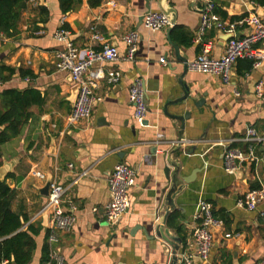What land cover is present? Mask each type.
Masks as SVG:
<instances>
[{
    "label": "crops",
    "instance_id": "crops-1",
    "mask_svg": "<svg viewBox=\"0 0 264 264\" xmlns=\"http://www.w3.org/2000/svg\"><path fill=\"white\" fill-rule=\"evenodd\" d=\"M89 1L80 0L74 10L62 14L58 0H26L15 36L0 35V67L6 69L2 76H10L0 85V93L32 89L39 96L21 133L0 150V181L14 192L10 209L26 218L21 229L29 225L39 230L28 264L44 261L50 213L45 210L43 190L48 179L64 188L63 207L69 203L75 207V225L60 235L55 246L64 264H170L174 246L183 250L191 240L200 201L211 204L223 227L213 231L209 258L192 264L264 260V224L258 215L264 212V202L255 212L236 204L246 192L264 185V143L255 144L257 161L243 163L236 175L223 169L225 150L232 144L244 145L247 129L264 139V105L255 94L259 82L264 86V61L254 68L251 59H239L231 86L217 76L192 73L185 65L206 43H210V56L219 58L230 38L215 29L199 36L205 6L212 3L224 22L257 12L264 20V8L251 0H112L114 7L107 5L110 0H93L99 1L93 5ZM40 7L47 15L40 13ZM148 11L171 13L174 26L147 31L141 18ZM92 24L105 42L116 47L119 59L89 70H117L121 77L111 86L99 81L95 93L101 101L94 104L91 117L69 126L66 117L77 90L66 72L55 69V52L63 46L53 35L63 25L77 49L97 50L99 44L90 41ZM130 31L139 34V45L134 60L127 61L122 37ZM248 32L238 29L235 36ZM255 49L258 55L264 53L260 44ZM160 58L167 64H161ZM21 71H28L29 77L22 78ZM138 77L146 90L147 127L135 123L128 101V89ZM117 164L134 170V185L128 191V212L117 224L107 225L102 220L109 201L107 180ZM175 170L184 183L173 198L172 215L183 234L164 228L168 244L155 230L160 213L166 210ZM32 171L45 178H36Z\"/></svg>",
    "mask_w": 264,
    "mask_h": 264
},
{
    "label": "built area",
    "instance_id": "built-area-1",
    "mask_svg": "<svg viewBox=\"0 0 264 264\" xmlns=\"http://www.w3.org/2000/svg\"><path fill=\"white\" fill-rule=\"evenodd\" d=\"M109 7H114L115 3L107 2ZM143 27L149 32L164 31L172 28L169 17L162 12L148 11L141 18ZM247 28L248 33L243 36H235L238 29ZM215 29L228 33L231 37L227 40L223 54L219 58L210 56V43H206L197 57L189 61L186 69L192 73L217 76L222 83L231 86L233 69L239 59L248 58L253 61V67L257 68L264 61V53L258 55L255 49L257 44L264 47V20L255 13L243 17L234 22H224L214 13V5H207L201 14V26L199 36L201 37L207 30ZM90 41L99 44V49L91 48L79 50L72 41L70 31L63 25L54 32V40L61 44L63 48L55 52V69L66 72L72 80L74 86L78 87L76 99L70 114L66 117L69 126H77L89 120L95 103L101 101V96L96 95L99 81L104 80L107 85H116L121 77L117 70L104 72L102 69L89 70L95 62L113 63L119 59L116 47L103 40L97 26L90 27ZM126 46L125 60L132 61L138 50L139 34L130 31L122 37ZM199 42V40H198ZM161 64H167L164 58H160ZM29 81V79H25ZM2 84L0 78V85ZM235 96H239L237 90L233 91ZM255 94L260 103L264 105V86L259 82L255 87ZM128 101L133 107V118L139 127H147V105L146 90L142 78L134 80L128 89ZM244 141L249 144L246 151L239 148H227L223 154V169L229 175H236L243 163L257 161L255 144L264 143V139L258 137L254 129L249 128L245 132ZM232 141L230 142V144ZM228 144V145H230ZM71 168V165L69 166ZM31 174L39 179H44V175L32 171ZM135 172L132 168L117 164L111 171L108 180L109 201L103 208L102 220L107 225H115L128 212L130 202L128 191L134 185ZM65 190L62 186L52 181L47 193L46 209L50 213V225L47 232V259L42 264H64V258L55 248L59 243L60 235L71 232L76 223V216L73 214L74 206L69 203L66 209L63 207V195ZM264 202V185L260 188L249 190L236 202L237 206L255 212ZM96 211V210H94ZM258 215L264 224V212L259 211ZM195 225L191 229V240L186 243L184 249L180 250L179 264H192L198 259L206 261L209 258L213 244V231L222 229V220L213 214L210 203L200 201L195 215ZM230 238V234L225 235ZM192 247V250H188ZM0 264H11L8 259H4ZM256 264H264V260Z\"/></svg>",
    "mask_w": 264,
    "mask_h": 264
},
{
    "label": "trees",
    "instance_id": "trees-1",
    "mask_svg": "<svg viewBox=\"0 0 264 264\" xmlns=\"http://www.w3.org/2000/svg\"><path fill=\"white\" fill-rule=\"evenodd\" d=\"M25 2L26 0H0V35L5 37L15 36L22 10L25 8ZM251 2L264 8V0H251ZM58 3L62 14H67L81 2L80 0H58ZM95 3H99V1H89L90 5ZM39 11L45 15L48 13L44 7H40ZM214 13L219 16L223 15L218 9H215ZM242 18H231V21H238ZM4 70L6 69L0 67L2 82L10 77L2 76ZM7 71L10 75L13 74L12 70L7 69ZM20 73L22 78L30 75L28 71H21ZM37 103H39L38 93L32 89L24 91L8 89L0 93V150L3 144L21 133V129L30 118V107ZM248 145L238 143L232 144L231 147L246 151ZM13 197L14 192L8 188L5 181H0V262L8 259L11 264H28L35 249L34 237L38 235L39 230L29 225L21 229L26 222V218L21 219L19 215L11 211L10 203ZM167 227L177 234H183L181 226L176 223L172 214L168 218ZM44 250L43 260L45 261L48 246Z\"/></svg>",
    "mask_w": 264,
    "mask_h": 264
},
{
    "label": "water",
    "instance_id": "water-1",
    "mask_svg": "<svg viewBox=\"0 0 264 264\" xmlns=\"http://www.w3.org/2000/svg\"><path fill=\"white\" fill-rule=\"evenodd\" d=\"M205 7H204V10H205ZM253 9L254 8H251V10H253ZM204 10H202V12H204ZM259 11H261V9H259ZM167 15L169 17V20H170L171 24L174 26L175 18L171 15V13H167ZM257 15L260 16L262 14L257 12ZM230 37H231V35H230ZM176 56H177L178 59H180L178 54ZM185 65H187V64H185ZM92 66L93 67H99L100 63L99 62H95ZM262 67H264V65H262ZM77 89H78V87L76 86L75 87V91ZM174 166L176 168L177 164H174ZM168 171L169 170L167 169L166 172H168ZM50 183H51V179H48L47 183L45 185V188L43 190V193H48V189H49ZM183 183L184 182L178 176V172H176V170H175V172L173 173V185L170 188V190H169V192L167 194V198H166V201H167L166 210L162 211L160 213L159 219L157 221V226H156V230L157 231L155 230L156 236L158 238L162 239L163 241H165L168 244H169L168 240L163 235V230H164V228H165V230L167 229L166 227H167L168 218L171 216L172 210L174 209L173 198L175 197L176 194H178L181 191V189L183 188ZM159 231L162 234H159L160 233ZM177 244H180V241H178ZM179 252H180L179 247L178 246H174V248L172 250V261H171L170 264H179V257H178Z\"/></svg>",
    "mask_w": 264,
    "mask_h": 264
}]
</instances>
